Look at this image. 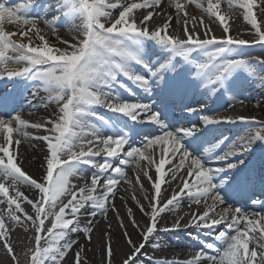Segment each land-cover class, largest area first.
Masks as SVG:
<instances>
[{
	"label": "snow or ice",
	"instance_id": "6c2138e0",
	"mask_svg": "<svg viewBox=\"0 0 264 264\" xmlns=\"http://www.w3.org/2000/svg\"><path fill=\"white\" fill-rule=\"evenodd\" d=\"M192 2L194 0H184V3L175 5L177 16L185 14L183 37L168 32L173 18L171 15L167 19L162 18L160 27L153 29L148 22L153 18L154 12L145 14L138 11L156 9L161 0H142L139 3L135 0H124L123 3L120 0L115 3L111 0H56L55 5H44L45 14L49 11L55 13L52 21L45 19L43 15L31 16V11L39 7L37 0H25L16 7H8L0 2V79L40 81L48 92V101L55 103L57 109L53 118L35 124H28L19 115L11 117L8 114L9 119L0 115V133H3V142L0 143V180L3 181L0 182V203H7L9 209L14 206V210H10L7 215L8 219L17 223L21 222V218L16 213L23 212L21 202L31 205L35 213V219L25 213V219L31 221L35 230L34 246L29 249L30 255L25 254L26 264H60L77 243L68 236L69 233L81 230L78 219L81 209L90 204L93 209L91 215L95 216L97 211L106 213L108 198L114 197V189L125 174L124 166L137 157L146 160L149 168L155 165L157 175L154 178L147 171L143 173L154 189V194L148 198L150 208L145 211L141 206V211L148 216L149 222L141 231L143 239L138 245L130 237L127 239L130 254L122 264H137L142 250L153 240L157 225L162 219L161 214L174 211L185 197L197 206L204 202L203 211H193L186 226L208 229L206 235L213 236L223 247L218 248L214 243L202 242L203 247L190 260L157 261L155 264H264V212L255 211L249 214L239 207L233 209L220 194V188L230 179L228 170L244 163L240 159L233 163L230 158L250 152L252 146L258 142L264 144V125L257 127L259 122L255 118L244 116L233 119L229 116L203 114L200 115V124L169 129L161 112L152 103H144L140 98L141 95L150 97L156 88H160L164 94L161 100L163 105L181 93L184 83L168 76V73L176 69L174 59L177 56L191 66L193 80L199 81L209 95H215L224 88L225 81L234 71L243 69L253 72L248 61L236 58L240 55L241 47L249 45V41L234 39L228 34L230 27L226 22L227 18L220 12L221 0H203L195 4L222 26L225 36L220 39L209 35L211 29L204 26L202 20L199 24L204 27L203 39L195 23L191 26V31L189 30L185 10L188 3ZM227 3L229 8L234 6L233 0H227ZM235 4L242 10L244 21L254 30L257 39L252 43L264 46V22H258L255 14V11L264 12V0H259V4L257 0H235ZM116 9L120 10L113 18V10ZM62 16L79 18L81 21L80 25L75 26L78 33L75 42L61 41L66 48L50 45L37 27V20H43L55 30L54 22H59ZM193 20L196 18L193 17ZM5 21L23 26V30L18 33L5 31ZM33 35L40 41L37 46L32 45ZM14 36H18L20 41L27 39L28 43L18 42L13 39ZM147 41H154L162 52L169 55L153 53L156 59H151L144 51ZM210 46L212 51L208 50ZM201 52L206 54V60L197 62L192 54ZM133 62L139 67L133 68ZM256 62L264 65V60L260 58ZM9 63H23L24 66L16 70L9 68ZM128 82L135 85V89ZM117 88L123 89L124 94L117 91ZM9 103L10 101L0 100V112H6ZM94 106L127 117L135 124H157L162 134L146 135L138 146H134L135 143L130 142L132 130L126 131V124L121 127L94 112ZM205 107L187 106L185 110L190 114L203 113ZM92 117L100 121L99 126L89 124ZM236 122L249 127L244 135L225 147L227 150L224 148L223 151L215 152L224 144L226 138L215 141L199 156L184 146L183 140L188 137L193 141L199 140L197 134L203 126ZM110 125L111 130L106 133L104 129ZM27 127L47 133L33 137L44 141L48 149L45 175L39 182L22 169L16 158L21 141L13 140V133L15 131L17 136L27 138L28 134L24 131ZM85 128H88L87 132ZM157 148L160 151L158 163L154 159ZM102 153L103 162H98L96 157ZM166 154L168 159L164 158ZM61 156L67 159L61 160ZM113 158L120 161L119 165H113ZM214 162L223 166H210ZM136 163L139 167L138 160ZM80 165H88L98 171L92 173L90 187L77 190L70 182V177L76 175ZM165 165H168L166 171ZM182 170L183 175L178 176ZM166 175L171 180L178 181V186H182H179V191L174 190L170 198L163 200L159 198L160 181ZM101 178L104 181L103 195L96 197L93 192ZM164 182L167 183V180ZM18 185H26L35 190L36 197L29 199ZM10 188L13 190L11 195ZM209 199L211 204L207 203ZM218 204L227 207L216 218ZM257 204V201H252V205ZM230 212L232 215L227 230L213 233L211 230L223 223ZM51 216H54L50 221L51 227H46L45 220ZM132 224L140 227L134 219ZM180 226V220H177L173 228L167 230H175ZM9 231V226L0 216V242L14 264H20L9 242ZM83 231L90 233L91 228L84 227ZM124 235L128 237L126 231ZM41 241H44L43 245ZM158 247L159 241L152 243L153 249ZM204 249L214 251L215 255H210ZM82 251L81 248L75 253L73 264H82ZM106 253L107 264H111L113 253L110 244ZM148 259L151 260L150 257Z\"/></svg>",
	"mask_w": 264,
	"mask_h": 264
},
{
	"label": "bare ground",
	"instance_id": "6f19581e",
	"mask_svg": "<svg viewBox=\"0 0 264 264\" xmlns=\"http://www.w3.org/2000/svg\"><path fill=\"white\" fill-rule=\"evenodd\" d=\"M44 0H37V5ZM2 2V1H1ZM111 2L115 3L117 0H111ZM121 3L124 0H120ZM135 2L139 3L142 0H135ZM203 2V0H194L192 3H188L186 12L187 24L189 26V30L191 31V26L195 23L197 25V30L200 34L204 32V27H201L199 21H203V25L209 27L211 32L209 34H213L214 27H218L220 30L219 35H216L219 39L225 36V33L222 30V26L215 21V18H212L209 21L202 16H199L195 13L194 9L201 10L195 6L196 3ZM4 4H8L9 1L3 2ZM176 3H184V0H161V4L158 8L152 9H142L138 10L139 12L147 13L149 11H153V18L148 22L150 28H159L162 23V18L167 19L169 15L173 18L171 20L168 32L173 35L181 36L184 35V26H185V14L181 13L177 16L176 13ZM259 4V0H257ZM56 0H54L53 4L55 5ZM234 6L229 8L227 0H221L220 3V12L221 14L226 16V22L229 24L230 31L228 34H237L239 32H243L252 28L246 21L243 19L242 10L239 9L235 4V0H233ZM18 4L14 5L16 7ZM120 9L113 10V18L118 15ZM259 11H255L258 22H264V17L258 15ZM52 14L51 11L45 14V10L40 7L34 8L32 10V16L35 15H43L45 19L52 21L53 18L48 15ZM193 17L196 20H193ZM179 20V22H177ZM81 21L79 18L72 17H61L59 22H54L55 30L52 27L45 24L43 20H37V27L40 30V33L46 35L52 41L61 42L62 40H67L69 42H75V39L78 38V33L75 30V26L80 25ZM218 33V32H217ZM154 43H145L144 51L153 58L156 55L167 56L169 53L162 52L159 45H155ZM183 58L177 56L174 59V63L176 64V69L174 72H170L171 77H175L176 79L182 81L185 87L182 89L181 93L167 100V103L177 106L176 111H174L172 116L166 117L167 125L169 129L179 128L181 126H190L191 124L201 123L200 115L208 114V115H222L229 116L233 119L237 117L244 116L247 118H255L256 121L259 122L257 127L264 125V96L260 97L259 94L264 91L262 89H257L254 93L246 94L240 86L237 85H225L224 88H221L215 95H209L208 90L200 86L199 81H194L191 76V66L189 64L184 63ZM133 67V66H132ZM138 68V67H133ZM123 79V77H121ZM189 82L192 83L190 86H194V90H200V94L197 96H193L192 93L185 100L181 97L190 90ZM129 86L135 89V85H132L131 82H128ZM242 85L244 88H250L251 84L247 81H242ZM1 87V83H0ZM243 88V89H244ZM121 94H124L123 89H116ZM139 93V90L136 89ZM143 99L144 103H152L154 107L158 111L161 110L158 107V102L164 98V94L161 92L160 88H156L153 92L152 96L145 97L140 96ZM242 101V102H241ZM195 102H199L198 104L210 102L208 107L204 109L203 113H189L185 109L187 106L197 107L198 104H194ZM194 104V105H193ZM256 109V110H255ZM56 105L55 103L45 101L42 96H39L35 92L30 94H25L17 99L16 101H12L9 103L6 112H0V115L3 116L4 119H9V115L11 117H15L19 115L21 119L28 122V124L35 123H43L45 120L49 118H53L56 113ZM93 111L98 113L99 115H103L108 118L113 123H118L119 125L122 122H130L134 123L127 117H122L120 114L107 112L105 109L94 106ZM251 112V113H249ZM9 114V115H8ZM163 116V115H162ZM196 121V123H191ZM190 122V123H189ZM261 123V124H260ZM89 124H95L99 126L100 121H98L95 117H92L89 120ZM135 124V123H134ZM249 126L243 124L241 122H236L233 124H218L211 126H203L200 129V133L198 134H206L205 141L202 145L192 144L190 143L189 137L183 140L184 146L190 151L194 152L196 155H201L204 153L205 149L210 148L211 144H214L215 141L226 138L224 140V144L221 145L215 152L223 151L224 148L230 144L232 141H235L238 137L244 135L247 128ZM15 128V125H14ZM130 131V142L135 143L134 146H138L141 140L146 135H161V128L157 124H142L139 130L132 129ZM111 130V125L109 128L104 129L107 133ZM129 130V128L127 129ZM126 130V131H127ZM24 131L28 134L27 138H22L16 135L15 131L13 133V140L20 139V144L18 147L17 160L21 163L22 169L32 178L37 179L38 182L45 175V157L48 154V149L44 141L34 139L33 137L43 136L47 133L43 130H37L33 127H27ZM85 131H88V128H85ZM188 139V140H187ZM3 142V133H0V143ZM261 143H256L252 146V150L248 153H245L242 156L231 157V161L236 159L243 160V164H238L241 166L249 163V167L246 169L248 171H244V167H241V172H238L236 169L228 182H231L233 185L227 193L223 190L226 186L225 184L220 188V194L224 197L227 203L232 205V208L239 207L241 209L246 210L249 214L255 211L264 212V200L259 202L257 205H252V197H255L253 193L246 195V187L242 185V178L249 180H256V175L259 174V171L264 166V144L260 147ZM125 150H127V146H125ZM227 150V148H225ZM151 151V149H149ZM123 155V153H121ZM254 155L256 158L254 159ZM160 156V151L157 148L155 152L154 159L158 163V157ZM165 159H168V154L165 155ZM67 157L61 156V160H66ZM104 155L103 153L96 157V160L103 162ZM136 160L139 161V167H137ZM136 160L129 161L124 166V176L120 178L119 183L116 185L114 192L115 195L110 196L106 203L107 211L106 213L97 211L96 215L93 216L90 213L93 211L90 204H86L83 209H81L80 214L78 216L80 228L81 230L76 233H69L68 238L75 240L77 243L73 245L72 249L67 253L65 258L60 262V264H73L75 253L79 251L81 248L83 251L81 252V261L82 264H107L108 258L106 249L110 244L112 248V257L111 264H122L123 260L126 259L127 255L130 254V246L127 243V239L130 237L135 244H139L143 237L141 236L142 229L146 228L149 220L148 216L141 211V206L143 209L147 211L150 208L149 199L154 194V189L152 183L143 175L145 171L148 172L150 176L157 175L155 173V165L151 168L148 167V162L146 160H140L139 157ZM112 163L114 166L119 165L120 161L118 159L113 158ZM217 165H222L220 163H216ZM212 166V165H210ZM223 166V165H222ZM168 165H165V171ZM214 167V166H212ZM240 168V167H239ZM233 169L228 170V173H231ZM98 171V170H97ZM95 171V172H97ZM82 173V175H81ZM93 171L91 168H88L85 165H80L76 175L70 177V182L76 186V189L82 187H90L91 179H92ZM183 175V170L178 174ZM221 175H224L222 173ZM254 176V177H253ZM167 180V183L164 181ZM261 180L260 185L256 183L251 184L250 188L256 189H264V180L258 178V181ZM139 181V182H138ZM0 182H3L0 180ZM103 178L100 180V185L98 184L96 190L93 192V195L96 197L103 195ZM161 182V192L160 199L166 200L170 198L174 194L175 191H179L178 181H173L169 176H165ZM6 186H7V182ZM19 189L29 198L34 199L37 195L35 190L29 188L26 185H18ZM196 189H194L195 191ZM234 190H237L239 193L235 195ZM10 195L13 190L9 189ZM244 194L248 197H244ZM147 197V198H146ZM2 199V198H0ZM208 204H211V200L209 199ZM26 202H21V207L23 208L21 218V222L17 223L8 219L7 213L11 210L9 209L7 203H0V216H2L5 220V223L9 226V236L10 243L14 249L15 254L21 260L25 259V254L29 253V249L34 246L32 237H25L22 235L19 230L21 227L25 226V213H26ZM31 206V205H30ZM204 202L202 201L200 206L195 204H191V202L185 197L180 201L174 211H166L162 213V219L157 225V231L153 235V240L142 250V253L138 257L137 264H155L157 261H187L192 259L196 252L203 247L201 239L205 238V240H211L214 238L211 235H206L208 229H203L201 234H198L199 239H190L184 237L186 231H194L195 227L186 226L188 224V220L191 218V213L193 211H203ZM227 205H217L216 208V218H219V215L223 214L224 208ZM14 210V206H12ZM33 209V208H32ZM34 210V209H33ZM59 208L57 207L56 211ZM129 210H131V216H129ZM27 215L33 216L35 219L34 213H26ZM232 213L228 214L227 219L221 223L216 225L211 231L213 233H217L219 231H226L227 224L231 221ZM54 216L48 217L45 220V224L48 220H53ZM135 220L140 227H134L132 224V220ZM180 220V228L175 230H167L172 229L173 224ZM121 221H123V227H121ZM31 222V221H29ZM32 224V223H31ZM51 226V223H50ZM84 227H90L91 232L85 233L83 231ZM125 231L128 233V237L124 235ZM259 235V233H256ZM90 237V239L88 238ZM211 237V238H210ZM210 238V239H209ZM155 241H159V247L156 249L152 248V243ZM215 246L218 248L223 247L220 242L215 241ZM62 243V241H61ZM252 244L250 243V247ZM6 250L2 246V242H0V254ZM210 255H215V252L212 250L204 249ZM8 254V253H7ZM151 258L149 260L148 258ZM0 264H6L0 257Z\"/></svg>",
	"mask_w": 264,
	"mask_h": 264
},
{
	"label": "rangeland",
	"instance_id": "374dc122",
	"mask_svg": "<svg viewBox=\"0 0 264 264\" xmlns=\"http://www.w3.org/2000/svg\"><path fill=\"white\" fill-rule=\"evenodd\" d=\"M6 6H8V7H12V5H6ZM194 11H195V13L197 14V15H199V16H202L203 18H206V19H208L209 21H211V17H209L206 13H204L202 10H198V9H194ZM258 15H261V16H263L264 17V12H258ZM3 28H4V30L5 31H8V32H20V31H22L23 30V26H20V25H17V24H14V23H9V22H7V21H5L4 22V24H3ZM214 32H212L213 34H209V35H214L215 37H217L216 35H219L220 33H219V29H218V27L216 28V27H214ZM218 32V33H217ZM204 33V32H203ZM203 33L202 34H200L201 35V38H204V35H203ZM41 35H44L45 36V38H46V40H48V42H49V44L50 45H53V46H55V47H59V48H66V45L65 44H63V43H61V42H56V41H52V40H50L49 38H47L46 37V35L45 34H43V33H40ZM221 35V34H220ZM231 36L234 38V39H243V40H246V41H249V42H252V41H254V40H256L257 39V37L255 36V34H254V30L252 29V28H249L248 30H246V31H243V32H239V33H237V34H231ZM181 37H182V35H181ZM14 38L18 41V42H23V43H28V41H27V39H25V40H23V41H20L19 40V37L18 36H14ZM148 42V41H147ZM149 42H153L154 43V41H149ZM40 44V41H39V39H38V37L37 36H35V35H33L32 36V45L33 46H37V45H39ZM233 47H235V46H233ZM263 48H264V46H263ZM69 51H70V49H69ZM243 52L244 51H240L239 53H240V55H238L236 58L237 59H244V60H246V61H249V58L248 57H246V58H243ZM240 56V57H239ZM257 58H260V59H262V60H264V53H262V54H259V55H257L256 56ZM24 66V64L23 63H19V64H14V63H9V68H14V69H20V68H22ZM261 71H264V67H261ZM234 75V74H233ZM236 75H237V73H236ZM247 80L248 82H250V84L252 85V88H250V89H248L247 91H248V93L249 92H251V91H255V89L253 88V87H256V88H259V89H262L263 91H264V80H262V81H258L257 79H252V78H249L247 75H242L241 76V78H239L238 80H236V81H233V82H231V81H228V83L229 84H231V83H236V85H240V83H241V81L242 80ZM1 80V79H0ZM7 82H9L8 80H7ZM231 82V83H230ZM30 84H36L37 86H36V88H33V92H35L36 94H38L39 96H42L43 98H44V100L45 101H48V92L45 90V88H44V86L42 85V83L40 82V81H38V80H31V79H25L24 81H23V83L21 84V85H30ZM41 86V87H40ZM247 89V88H246ZM29 92V91H28ZM259 96L260 97H263L264 96V93L262 94V92H260V94H259ZM256 110V109H255ZM249 113H251V112H249ZM98 162H101V161H99V160H97ZM92 168V167H91ZM92 170L95 172L97 169L96 168H92ZM93 172V173H94ZM100 185V184H99ZM26 207V213H29V212H31V213H34V210L32 209V206H30L29 204H26L25 205ZM11 210H13V209H11ZM17 215H19L20 217H23V215H22V213L21 212H17L16 213ZM35 214V213H34ZM25 221V226L24 227H21L19 230L21 231V233H22V235L23 236H25V237H32V240H33V243H34V236H35V230H34V227H33V225L31 224V222H29V221H27L26 219L24 220ZM50 221L51 220H48L47 221V223L45 224V226L46 227H49L50 226ZM191 233V234H190ZM198 229H194V231H188V232H185V237H188V238H191V239H195L194 237H197V235H198ZM211 238V237H210ZM209 238V239H210ZM202 241L203 242H208V243H214V244H216V242H215V240H214V238H212L211 240H203L202 239ZM41 243H42V245H43V243H44V241H41ZM29 255H30V253H29ZM0 257H1V259L4 261V262H6V264H14V261H12L11 260V258H10V256H9V254H7V251L6 250H4L3 251V253L2 254H0ZM18 259H19V262H20V264H26V260H21L19 257H18Z\"/></svg>",
	"mask_w": 264,
	"mask_h": 264
}]
</instances>
